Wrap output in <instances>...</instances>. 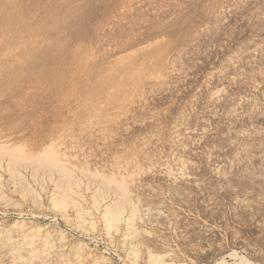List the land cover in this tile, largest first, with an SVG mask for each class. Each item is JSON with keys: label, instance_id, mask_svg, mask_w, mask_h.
<instances>
[{"label": "rangeland", "instance_id": "rangeland-1", "mask_svg": "<svg viewBox=\"0 0 264 264\" xmlns=\"http://www.w3.org/2000/svg\"><path fill=\"white\" fill-rule=\"evenodd\" d=\"M0 225V264H264V0H0Z\"/></svg>", "mask_w": 264, "mask_h": 264}, {"label": "bare ground", "instance_id": "bare-ground-1", "mask_svg": "<svg viewBox=\"0 0 264 264\" xmlns=\"http://www.w3.org/2000/svg\"><path fill=\"white\" fill-rule=\"evenodd\" d=\"M66 1H67V0H66ZM106 1H107V0H106ZM154 1H155V0H154ZM61 2H62V1H61ZM108 2H109V1H108ZM65 3H66V2H65ZM136 3H137V2H136ZM229 3H230V2H229ZM102 5H103V4H102ZM120 5H121V4H120ZM53 6H54V5H53ZM55 6H56V5H55ZM69 7H70V6H69ZM146 7H147V6H146ZM161 7H162V6H161ZM53 8H54V7H53ZM126 8H127V7H126ZM154 8H155V7H154ZM154 8H153V9H154ZM41 9H42V8H41ZM67 9H68V8H67ZM109 9H110V8H109ZM158 9H159V8H158ZM50 10H51V9H50ZM149 10H150V8H149ZM20 11H21V10H20ZM189 11H190V10H189ZM191 11H192V10H191ZM42 12H43V11H42ZM156 12H157V11H156ZM145 13H146V12H145ZM157 13H158V12H157ZM187 13H188V12H187ZM210 13H211V12H210ZM21 14H22V13H21ZM40 14H41V13H40ZM55 14H56V13H55ZM114 14H115V13H114ZM4 15H5V14H4ZM111 15H112V14H111ZM145 15H146V14H145ZM151 15H152V14H151ZM153 15H154V14H153ZM156 16H157V15H156ZM206 16H207V15H206ZM239 16H240V14H239ZM51 17H52V16H51ZM146 17H147V15H146ZM126 18H127V17H126ZM142 19H143V18H142ZM33 23H34V22H33ZM124 23H125V22H124ZM144 23H145V22H144ZM169 23H170V22H169ZM122 24H123V23H122ZM147 26H148V25H147ZM171 26H172V25H171ZM188 26H189V25H188ZM62 27H63V26H62ZM107 27H108V26H107ZM174 27H175V26H174ZM186 27H187V26H186ZM55 30H56V29H55ZM145 30H146V29H145ZM145 30H144V31H145ZM66 34H67V33H66ZM111 34H112V33H111ZM54 38H55V37H54ZM92 50H93V49H92ZM171 59H173V58H171ZM242 60H243V59H242ZM150 78H151V77H150ZM225 80H226V79H225ZM232 82H233V81H232ZM44 84H45V83H44ZM167 84H168V83H167ZM167 84H166V85H167ZM43 86H44V85H43ZM138 86H139V85H138ZM218 87H219V86H218ZM169 88H170V87H169ZM219 89H220V87H219ZM245 89H246V88H245ZM137 90H138V89H137ZM209 90H210V89H209ZM215 90H216V89H215ZM215 90H212V91L215 92ZM217 90H218V88H217ZM217 90H216V91H217ZM250 90H251V89H250ZM212 91H211V92H212ZM220 91H221V90H220ZM262 91H263V90H262ZM209 92H210V91H209ZM211 92H210V94H211ZM241 92H242V91H241ZM137 93H138V92H137ZM215 93H216V92H215ZM217 93H218V92H217ZM217 93H216V94H217ZM140 94H141V93H140ZM211 95H212V94H211ZM214 96H215V95H214ZM211 97H212V96H211ZM136 98H137V97H136ZM198 98H199V97H198ZM213 99H214V98H213ZM214 100H216V99H214ZM241 102H242V101H241ZM130 104H131V103H130ZM53 106H54V105H53ZM63 106H64V105H63ZM37 107H38V106H37ZM210 110H211V109H210ZM231 110H232V109H231ZM183 113H184V112H183ZM253 114H254V113H253ZM61 125H62V124H61ZM234 125H235V124H234ZM69 126H70V125H69ZM80 126H81V125H80ZM88 127H89V126H88ZM95 129H96V128H95ZM103 131H104V130H103ZM61 135H62V134H61ZM69 135H70V134H69ZM56 136H57V135H56ZM176 136H178V135H176ZM198 136H199V135H198ZM7 137H8V136H7ZM254 137H255V136H254ZM124 138H125V137H124ZM128 138H129V137H128ZM184 139H185V138H184ZM56 140H57V139H56ZM32 141H33V140H32ZM11 142H12V141H11ZM58 142H59V141H58ZM52 143H53V142H52ZM1 145H2V144H1ZM55 145H57V144H55ZM23 146H24V145H23ZM28 146H29V145H28ZM47 146H48V145H47ZM59 146H60V145H59ZM2 147H4V146L2 145ZM43 147H44V146H43ZM57 147H58V145H57ZM57 147H56V148H57ZM65 147H66V146H65ZM119 147H120V146H119ZM7 148H8V147H7ZM26 148H27V147H26ZM47 148H48V147H47ZM53 148H54V146H53ZM56 148H55V149H56ZM131 148H132V147H131ZM1 149H2V148H1ZM9 149H10V148H9ZM50 149H51V147H50ZM55 149H54V151H55ZM58 149H59V148H58ZM81 149H82V148H81ZM133 149H134V148H133ZM43 150H44V149H43ZM47 150H48V149H47ZM66 150H67V149H63V150H61V152H60V154H61L60 157H61V158H60V160H59V161H60V164L63 165V166H65V167L68 166V164L70 165V163H71V161H70V157L68 156V153L66 152ZM131 150H132V149H131ZM6 151H7V150H6ZM27 151H28V150H27ZM29 151H30V150H29ZM44 151H45V150H44ZM1 152H2V151H1ZM13 152H15V151H13ZM13 152H12V153H13ZM41 152H42V151H41ZM47 152H48V151H47ZM96 152H97V151H96ZM124 152H125V151H124ZM16 153H17V152H16ZM26 153H27V152H26ZM53 153H55V152H53ZM57 153H58V152H57ZM30 154H31V153H30ZM30 154H29V155H30ZM35 154H36V153H35ZM35 154H34V155H35ZM114 154H115V153H114ZM51 155H52V154H51ZM169 155H170V154H169ZM9 156H10V155H9ZM56 156H57V155H56ZM56 156H55V157H56ZM3 157H4V156H3ZM17 157H18V156H17ZM22 157H23V155H22ZM53 157H54V154H53ZM42 158H43V157H42ZM42 158H41V159H42ZM56 158H57V157H56ZM176 158H177V157H176ZM2 159H3V158H2ZM35 159H36V157H35ZM37 159H39V158H37ZM43 159H44V158H43ZM53 159H54V158H53ZM14 160L16 161L15 158H14ZM173 160H174V159H173ZM25 161H26V160H25ZM59 161L57 160V162H59ZM177 161H178V159H177ZM21 162H22V161H21ZM52 162H53V161H52ZM55 162H56V160H55ZM120 162H121V161H120ZM183 162H184V161H183ZM183 162H181V164H182ZM7 163H8V162H7ZM53 163H54V162H53ZM78 163H79V162H78ZM116 163H118V161H117ZM176 163H177V162H176ZM178 163H179V161H178ZM16 164H17V163H16ZM23 164H24V162H23ZM46 164H47V163H46ZM51 164H52V163H51ZM72 164H73V163H72ZM72 164H71V165H72ZM118 164H119V163H118ZM118 164H117V165H118ZM165 164H166V163H165ZM173 164H174V163H173ZM184 164H186V163H184ZM7 165H8V164H7ZM37 165H38V164H37ZM71 165H70V166H71ZM115 165H116V164H115ZM119 165H120V164H119ZM119 165H118V166H119ZM168 165H169V164H168ZM182 165H183V164H182ZM182 165H181V166H182ZM58 166H59V165H58ZM63 166H62V167H63ZM70 166H69V167H70ZM109 166H110V165H109ZM124 166H125V165H124ZM173 166H174V165H173ZM179 166H180V164H179ZM38 167H39V166H38ZM48 167H49V166H48ZM62 167H61V171H62ZM65 167H64V168H65ZM116 167H117V166H116ZM120 167H121V166H120ZM5 168H6V167H5ZM5 168H4V169H5ZM9 168H10V166H9ZM71 168H72V167H71ZM82 168L85 169V167H82ZM82 168H81V169H82ZM117 168H118V167H117ZM121 168H122V167H121ZM137 168H138V167H137ZM163 168H165V167H163ZM167 168H168V167H167ZM167 168H166V169H167ZM59 169H60V168H59ZM122 169H123V168H122ZM122 169H121V170H122ZM126 169H129V168H126ZM131 169H132V168H131ZM160 169H161V168H160ZM176 169H177V168H176ZM51 170H52V169H51ZM64 170H65V169H64ZM77 170H78V168H77ZM82 170H83V169H82ZM85 170H88V169H85ZM85 170H84V171H85ZM168 170H169V169H168ZM168 170H167V171H168ZM170 170H171V169H170ZM183 170H184V169H183ZM29 171H30V170H29ZM36 171H37V170H36ZM68 171H69V170H68ZM68 171H67V172H68ZM74 171H75V170H74ZM74 171H73V172H74ZM79 171H80V170H78V172H79ZM124 171H125V170H124ZM179 171H180V169H179ZM8 172H10V171H8ZM40 172H41V171H40ZM63 172H64V171H63ZM63 172H60V174L63 173ZM69 172H70V171H69ZM69 172H68V173H69ZM82 172H83V171H82ZM93 172H94V171H93ZM175 172H176V171H175ZM177 172H178V170H177ZM177 172H176V173H177ZM16 173H18V171H16ZM16 173H15V175H18V174H16ZM29 173H30V172H29ZM29 173H28V174H29ZM32 173H33V172H32ZM50 173H51V172H50ZM56 173H57V172H56ZM71 173H72V172H71ZM83 173H85V172H83ZM86 173H89V172L87 171ZM103 173H104V172H103ZM112 173H113V172H112ZM112 173H111V175H112ZM132 173H133V172H132ZM41 174H42V173H41ZM64 174H65V173H64ZM90 174H91V173H90ZM121 174H122V173H121ZM128 174H129V173H128ZM171 174H172V173H171ZM242 174H243V173H242ZM8 175H9V174H8ZM57 175H58V174H57ZM61 175H62V174H61ZM67 175H68V174H67ZM73 175H74V174H73ZM95 175H96V174H95ZM116 175H117V173H116ZM125 175H126V174H125ZM176 175H178V174H176ZM179 175H180V174H179ZM21 176H22V175H21ZM63 176H64V175H63ZM71 176H72V175H71ZM86 176H87V174H86ZM118 176H119V175H118ZM129 176L131 177V175H129ZM172 176H173V175H172ZM13 177H14V176H13ZM18 177H19V176H18ZM33 177H34V176H33ZM47 177H48V176H47ZM76 177H77V176H75V178H76ZM79 177H80V176H79ZM119 177H120V176H119ZM119 177H118V178H119ZM121 177H123V176L121 175ZM124 177H125V176H124ZM124 177H123V178H124ZM126 177H127V175H126ZM126 177H125V178H126ZM132 177H133V176H132ZM134 177H135V176H134ZM176 177H177V176H176ZM9 178L11 179V177H9ZM39 178H40V177H39ZM60 178H61V177H60ZM63 178H67V177H63ZM90 178H91V177H90ZM108 178H109V177H108ZM108 178H107V179H108ZM172 178H173V177H172ZM18 179H20V178H18ZM18 179H17V180H18ZM46 179H47V178H46ZM72 179H73V178H72ZM92 179H93V178H92ZM98 179H100V178H98ZM101 179H102V178H101ZM112 179H114L113 176H112ZM121 179H122V178H121ZM173 179H174V178H173ZM53 180H54V179H53ZM56 180H58V179H56ZM61 180H62V179H61ZM75 180H76V179H75ZM108 180H110V179H108ZM122 180H123V179H122ZM132 180H133V179H132ZM132 180H130V181L132 182ZM11 181H12V180H11ZM59 181H60V180H59ZM80 181H81V180H80ZM104 181H105V179H104ZM112 181L115 182V179L112 180ZM116 181H117V180H116ZM130 181H129V182H130ZM12 182H13V181H12ZM40 182H41V181H40ZM55 182H56V181H55ZM68 182H69V181H68ZM72 182H73V181H72ZM78 182H79V181H78ZM107 182H108V181H106L105 183H107ZM120 182H121V181H120ZM120 182H119V183H120ZM125 182H126V181H125ZM16 183H17V182H16ZM24 183H25V182H24ZM59 183H60V182H59ZM61 183H62V182H61ZM94 183H95V182H94ZM126 183H128V182H126ZM38 184H39V183H38ZM51 184H52V183H51ZM65 184H66V183H65ZM87 184H88V182H87ZM89 184H90V183H89ZM103 184H104V183H103ZM112 184H113V183H112ZM57 185H58V184H57ZM63 185H64V184H63ZM73 185L76 187L78 184L75 183V181H74ZM114 185H115V184H113V186H114ZM124 185H126V184L124 183ZM127 185H128V184H127ZM127 185H126V186H127ZM151 185H152V184H151ZM84 186H85V185H84ZM84 186H83V187H84ZM90 186H91V185H90ZM102 186H103V185H102ZM108 186H109V185H108ZM122 186H123V185H122ZM167 186H168V185H167ZM174 186H175V185H174ZM18 187H19V186H18ZM18 187H17V188H18ZM75 187H74V188H75ZM85 187H88V186H85ZM55 188H57V187H55ZM55 188H53V189H55ZM39 189H40V188H39ZM99 189H100V188H99ZM101 189H102V188H101ZM113 189H115V188H113ZM123 189H125V188H123ZM12 190H13V189H12ZM58 190H59V189H58ZM58 190H57V191H58ZM71 190H72V189H71ZM71 190H70V191H71ZM93 190H94V189H93ZM96 190H97V189H96ZM96 190H95V191H96ZM108 190H110V188H109ZM14 191H15V190H14ZM62 191H63V190H62ZM66 191H67V190H66ZM74 191H75V190H74ZM77 191H78V190H77ZM103 191H104V190H103ZM34 192H35V191H34ZM60 192H61V191H60ZM60 192L58 191V194H60ZM71 192H72V191H71ZM78 192H79V191H78ZM96 192H97V191H96ZM98 192H99V191H98ZM104 192H105V191H104ZM24 193H25V192H24ZM55 193H56V192H55ZM62 193H63V192H62ZM80 193H81V192H80ZM93 193H94V192H93ZM100 193H101V192H100ZM110 193H111V191H110ZM115 193H116V192H115ZM117 193H118L121 197H123L124 199L126 198L127 200H129V198H130V194H131L132 192H131V193H127V190H126L125 192H124V190H123V191H118ZM35 194H36V193H35ZM71 194H72V193H71ZM73 194H74V193H73ZM95 194H96V193H95ZM101 194H102V193H101ZM108 194H109V192H108ZM132 194H133V193H132ZM183 194H184V193H183ZM60 195H61V194H60ZM65 195H66V194H65ZM67 195H68V194H67ZM67 195H66V196H67ZM111 195H113V194H111ZM51 196H52V195H51ZM78 196H79V194H78ZM101 196H104V194L101 195ZM101 196H99V197L101 198ZM105 196H106V195H105ZM105 196H104V197H105ZM109 196H110V195H109ZM114 196H115V195H114ZM117 196H118V195H117ZM176 196H177V195H176ZM36 197H37V196H36ZM67 197H68V196H67ZM69 197H70V195H69ZM74 197H75V194H74ZM81 197H82V196H81ZM92 197H93V196H92ZM111 197H112V196H111ZM111 197H110V198H111ZM24 198H25V197H24ZM75 198H76V197H75ZM78 198H80V196H79ZM82 198H83V197H82ZM82 198H81V199H82ZM93 198H94V197H93ZM97 198H98V197H97ZM102 198H103V197H102ZM115 198H117V197H115ZM119 198H120V197H119ZM243 198H244V197H243ZM64 199H65V198H63V200H64ZM67 199H68V198H67ZM103 199H105V198H103ZM117 199H118V198H117ZM124 199H123V200H124ZM146 199H147V198H146ZM7 200H9V199H7ZM53 200H54V199H53ZM53 200H52V201H53ZM63 200H62V202H63ZM65 200H66V199H65ZM93 200H94V199H93ZM114 200H115V199H114ZM118 200H119V199H118ZM165 200H166V199H165ZM237 200H239V199H237ZM243 200H244V199H243ZM256 200H257V199H256ZM260 200H261V199H260ZM21 201H22V200H21ZM103 201H104V200H103ZM112 201H113V199H112ZM116 201H117V200H116ZM129 201H130V200H129ZM131 201H132V200H131ZM137 201H138V200H137ZM66 202L68 203V201H66ZM72 202H73V200H72ZM72 202H71V203H72ZM80 202H81V201H80ZM108 202H109V201H108ZM124 202H125V201H124ZM127 202H128V201H127ZM127 202H126V203H127ZM249 202H250V201H249ZM258 202H259V201H258ZM260 202H262V201H260ZM260 202H259V204H261ZM41 203H42V202H41ZM58 203H59V201H58ZM69 203H70V201H69ZM77 203H78V202H77ZM110 203H111V202H110ZM118 203H119V202H118ZM118 203H117V204H118ZM126 203H125V204H126ZM133 203H134V202H133ZM139 203H140V202H139ZM240 203H241V202H240ZM262 203H263V202H262ZM48 204H49V203H48ZM59 204H60V203H59ZM63 204H64V203H63ZM91 204H93V203L91 202ZM105 204H106V203H105ZM105 204H104V205H105ZM113 204H114V201H113ZM136 204H138V203H136ZM51 205H52V204H51ZM71 205H72V204H71ZM73 205H74V202H73ZM95 205H96V204H95ZM95 205H94V206H95ZM139 205H140V204H139ZM241 205H242V204H241ZM244 205H245V204H244ZM244 205H243V206H244ZM53 206H55V205H53ZM59 206H60V205H59ZM59 206H58V207H59ZM62 206H63V205H62ZM65 206H66V205L63 206L62 210L65 209V208H64ZM74 206H75V205H74ZM77 206H78V205H77ZM92 206H93V205H92ZM94 206H93V207H94ZM96 206H97V205H96ZM107 206H109V205H107ZM124 206H125V205H124ZM131 206H132V205H131ZM142 206H143V205H142ZM259 206H260V205H259ZM30 207H31V206H30ZM72 207H73V206H72ZM72 207H71V208H72ZM79 207H80V206H79ZM83 207H84V206H83ZM104 207H105V206H104ZM111 207H112V206H111ZM126 207H128V206H126ZM249 207H250V206H249ZM254 207H255V206H254ZM256 207H257V206H256ZM60 208H61V207H60ZM75 208H76V207H75ZM75 208H74V209H75ZM112 208H113V207H112ZM119 208L122 209L121 207H119ZM128 208H129V207H128ZM145 208H146V207H145ZM77 209H78V208H77ZM77 209H76V210H77ZM81 209H82V208H81ZM86 209H87V208H86ZM91 209H92V208H91ZM91 209H90V210H91ZM94 209H95V208H94ZM99 209H100V208H99ZM104 209H105V208H104ZM134 209H135V207H134ZM134 209H133V210H134ZM137 209H138V206H137L136 210H137ZM142 209H143V208H142ZM148 209H149V208H148ZM152 209H153V208H152ZM152 209H151V210H152ZM206 209H207V208H206ZM96 210H97V209H96ZM105 210H106V209H105ZM133 210L131 209V211H133ZM154 210H155V208H154ZM82 211H83V210H82ZM87 211H89V210H87ZM131 211H130V212H131ZM141 211H142V210H141ZM144 211H145V210H144ZM148 211H149V210H148ZM38 212H39V211H38ZM90 212H91V211H90ZM134 212H135V211H134ZM149 212H150V211H149ZM61 213H62V212H61ZM63 213H64V212H63ZM66 213H67V212H66ZM78 213H80V211H78ZM84 213H85V212H82L81 214H84ZM93 213H94V212H93ZM101 213H102V211H101ZM121 213H122V211H120L119 209H117V211H115V212H112V209H110V210L107 209V210L105 211V213H104L105 215H103V216H104L103 218L107 221L108 226H109V225H110V226L112 225V226H114V227H117V225H118V221H119L120 216H121ZM156 213H157V212H156ZM127 214H128V213H127ZM134 214H136V213H134ZM162 214H163V213H162ZM74 215H75V214H74ZM76 215H77V214H76ZM79 215H80V214H79ZM86 215H87V214H86ZM131 215H132V214H131ZM95 216H96V215H95ZM257 216H258V215H257ZM62 217H63V216H62ZM64 217H65V216H64ZM88 217H89V215H88ZM88 217H87V218H88ZM127 217H128V216H127ZM130 217H131V216H130ZM148 217H149V216H148ZM148 217H147V218H148ZM166 217H167V216H166ZM75 218H76V217H75ZM78 218H79V217H78ZM78 218H76V219H78ZM80 218H81V217H80ZM101 218H102V217H101ZM95 219H96V218H95ZM126 219H127V218H126ZM148 219H149V218H148ZM171 219H172V218H171ZM192 219H193V218H192ZM64 220H65V219H64ZM79 220H80V219H79ZM120 221H121V220H120ZM124 221H126V220H124ZM132 221H133V220H132ZM76 222H77V221H76ZM83 222H84V221H83ZM167 222H168V221H167ZM104 223H105V222H104ZM125 223H126V222H125ZM132 223H134V222H132ZM77 224H78V223H77ZM128 224H129V219H128ZM128 224H127V225H128ZM259 224H260V223H259ZM17 225H18V224H17ZM19 225H20V224H19ZM34 225H35V224H34ZM97 225H98V224H97ZM125 225H126V224H125ZM125 225H124V226H125ZM134 225H135V223H134ZM209 225H210V224H209ZM236 225H237V224H236ZM0 226H1V225H0ZM81 226H82V225H81ZM83 226H84V225H83ZM105 226L108 228V226H107L106 224H105ZM130 226H132V225H130ZM18 227H19V226H18ZM121 227H122V226H121ZM147 227H148V226H147ZM69 228H70V227H69ZM104 228H105V227H104ZM111 228L114 229L113 227H111ZM111 228H110V229H111ZM118 228H119V227H118ZM128 228H129V227H128ZM142 228H143V227H142ZM205 228H206V227H205ZM15 229H16V228H15ZM31 229H32V228H31ZM110 229H107V230H110ZM116 229H117V228H116ZM126 229H127V228H126ZM3 230H4V229H3ZM12 230H13V229H12ZM21 230H22V229H21ZM27 230H29V229H27ZM70 230H71V229H70ZM85 230H86V229H85ZM127 230H129V229H127ZM133 230H134V231H133ZM139 230H140V229H139ZM141 230H142V229H141ZM9 231H10V230H9ZM41 231H42V229L39 230V229H36V228L33 227V229L30 230V231H28L27 233H25V231H23L21 235H20V234L16 235V234H17V233H16V234H15L16 236H15L14 238L11 237L10 239L8 238V240L6 239V240H7L6 243H7V245L14 246V244H15V243L17 244L18 241L21 240L23 237L30 236V241L27 242L26 245H28L29 247H31L30 245L33 243L35 237L39 235V232L41 233ZM99 231H100V230H99ZM114 231H115V230H114ZM118 231H119V230H118ZM123 231H124V230H123ZM131 231L135 232V231H138V230L132 229ZM142 231H143V230H142ZM13 232H14V231H13ZM90 232H91V231H90ZM109 232H110V231H109ZM143 232H145V231H143ZM6 233H7V232H6ZM49 233H50V232H49ZM106 233H107V232H106ZM121 233H122V232H121ZM261 233H262V232H261ZM46 234H47V233H46ZM133 234H134V233H133ZM137 234H138V233H137ZM258 234H259V233H258ZM128 235H130V234H128ZM134 235H135V234H134ZM134 235H133V236H134ZM263 235H264V234H263ZM4 236H5V235H4ZM8 236H9V235H8ZM8 236H7V237H8ZM12 236H13V235H12ZM48 236H49V235H48ZM94 236H95V235H94ZM122 236H123V235H122ZM126 236H127V235H126ZM133 236H132V237H133ZM136 236H138V235H136ZM139 236H140V235H139ZM5 237H6V236H5ZM40 237H42V236H40ZM45 237H46V236H45ZM45 237H44V239H45ZM54 237H55V236H54ZM132 237H131V239H133ZM134 237H135V236H134ZM141 237H142V236H141ZM143 237H144V236H143ZM166 237H167V236H166ZM42 238H43V237H42ZM56 238H57V237H56ZM129 238H130V237H129ZM40 239H41V238H40ZM92 239H93V238H92ZM134 239H135V238H134ZM46 240H47V239H46ZM46 240H45V241H46ZM139 240H140V242H141V239H139ZM3 241H4V240H3ZM35 241H36V240H35ZM39 241H40V240H39ZM48 241H49V240H48ZM54 241H55V240H54ZM136 241H138V239H137ZM43 242H44V241H43ZM43 242H42V247H45V246H43V245H45V243L43 244ZM130 242H132V240H131ZM140 242H137V245H138V243H140ZM225 242H226V241H225ZM47 243H48V242H47ZM51 243L53 244V242H51ZM62 243H63V242H62ZM4 244H5V243H4ZM55 244H56V243H55ZM134 244H135V243H134ZM47 245H48V244H47ZM53 245H54V244H53ZM53 245H52V248H53ZM57 245H58V244H57ZM57 245H56V246H57ZM129 245H130V244H129ZM131 245H132V244H131ZM142 245H143V244H142ZM145 245H146V244H145ZM190 245H191V243H190ZM4 246H5V245H4ZM49 246H51L50 243H49ZM49 246H48V247H49ZM65 246H66V245H65ZM22 247H23V246H22ZM131 247H132V246H131ZM136 247H137V246H136ZM19 248H21V247H19ZM19 248H12L13 250L16 249V250H15L16 252H10V250H11V249H10L9 252H5L4 254H5L6 256H8V258H9V257H10V258H13L14 256H16V255L18 254ZM129 248H130V247H129ZM140 248H141V247H140ZM146 248H147V247H146ZM170 248H171V247H170ZM28 249H29V248H28ZM39 249H40V248H39ZM57 249H58V248H57ZM114 249H115V248H114ZM135 249H136V248H135ZM198 249H199V248H198ZM1 250H2V249H1ZM1 250H0V251H1ZM23 250H24V249H22V251H23ZM67 250H68V249H67ZM69 250H70V249H69ZM127 250H128V249H127ZM129 250L131 251V248H130ZM2 251H3V250H2ZM42 251H43V250H42ZM70 251H72V250H70ZM76 251H77V250H76ZM132 251H133V250H132ZM136 251H137V249H136ZM231 251H232V250H231ZM233 251H234V250H233ZM233 251H232V252H233ZM3 252H4V251H3ZM23 252H24V251H23ZM68 252H69V251H68ZM114 252H115V251H114ZM134 252H135V251H134ZM137 252H139V251H137ZM144 252H146V250H145ZM144 252H142V253H144ZM147 252H148V250H147ZM159 252H160V251H159ZM171 252H172V251H171ZM34 253H36V254H34ZM41 253H42V252H41ZM54 253H55V252H54ZM73 253H74V252H73ZM78 253H79V252H78ZM142 253H141V254H142ZM167 253H168V252H167ZM169 253H170V252H169ZM234 253H235V251H234ZM234 253H233L232 255H234ZM23 254H25V253H23ZM116 254H117V253H116ZM161 254H164V253H161ZM2 255H3V254H2ZM29 255H30V257H34V258L39 257L38 253H37V252H34V249L31 250V253H30ZM63 255H64V254H63ZM65 255H66V253H65ZM134 255L136 256V254H134ZM134 255H133V256H134ZM228 255H229V254H228ZM228 255H227V256H228ZM164 256H165V255H164ZM167 256H168V255H167ZM167 256H166V257H167ZM173 256H174V255H173ZM236 256H237V254H236ZM244 256H245V255H244ZM17 257H18V256H17ZM26 257H27V256H26ZM45 257H46V256H45ZM67 257H68V256H67ZM88 257H89V256H88ZM142 257H143V256H142ZM145 257H146V255H145ZM240 257H243V256H240ZM240 257H239V258L237 257V259H240ZM6 258H7V257H6ZM10 258H9V259H10ZM40 258H41V257H40ZM43 258H44V257H43ZM77 258H78V257H77ZM79 258H80V257H79ZM128 258H129V257H128ZM28 259H29V258H28ZM38 259H39V258H38ZM87 259H88V258H87ZM92 259H93V258H92ZM133 259H134V258H131V260H133ZM144 259H145V258H144ZM144 259H143V261H144ZM148 259H149V263H150V264H173V263L166 262L165 260H167V259L164 260L163 257H162L161 255L153 254V252H150V251H149V253H148ZM169 259H170V258H169ZM232 259H233V258H232ZM243 259H244V258H243ZM10 260H11V259H10ZM31 260H32V259H31ZM43 260H44V259H43ZM49 260H50V259H49ZM123 260H124V259H123ZM129 260H130V259H129ZM129 260H128V261H129ZM233 260H234V259H233ZM246 260H247V259H246ZM21 261H22V260H21ZM80 261H81V260H80ZM86 261H87V260H86ZM88 261H89V260H88ZM133 261H135V260H133ZM133 261H132V262H133ZM143 261H142V262H143ZM169 261H170V260H169ZM173 261H174V260H173ZM176 261H177V260H176ZM181 261H182V260H181ZM186 261H187V260H186ZM193 261H194V260H193ZM238 261H239V260H238ZM243 261H245V260H243ZM22 262H23V261H22ZM32 262H33V261H32ZM82 262H83V261H82ZM89 262H90V261H89ZM91 262H92V261H91ZM130 262H131V261H130ZM144 262H145V261H144ZM171 262H172V261H171ZM246 262H247V261H246ZM248 262H249V260H248ZM8 263H9V262H8ZM18 263H19V262H18ZM37 263H39V262H37ZM126 263H127V262H126ZM146 263H147V262H146ZM236 263H237V262H236ZM241 263H242V262H241ZM42 264H43V263H42ZM46 264H47V263H46ZM62 264H63V263H62ZM67 264H68V263H67ZM70 264H71V263H70ZM82 264H83V263H82ZM90 264H91V263H90ZM92 264H103V262L95 261V263L92 262ZM147 264H148V263H147ZM177 264H180V263H177ZM255 264H256V263H255Z\"/></svg>", "mask_w": 264, "mask_h": 264}]
</instances>
